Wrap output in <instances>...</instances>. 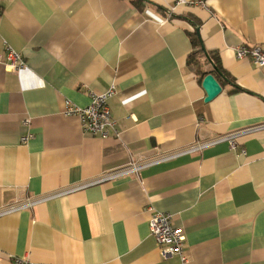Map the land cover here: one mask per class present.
I'll return each instance as SVG.
<instances>
[{
  "label": "crops",
  "instance_id": "obj_1",
  "mask_svg": "<svg viewBox=\"0 0 264 264\" xmlns=\"http://www.w3.org/2000/svg\"><path fill=\"white\" fill-rule=\"evenodd\" d=\"M144 1L140 11L130 0H0V211L264 123V70L235 53L264 46V0ZM197 30L226 77L214 74L222 92L210 102L187 65ZM8 47L27 70L8 69ZM112 86L120 137L66 116ZM236 144L0 216V264H183L162 257L150 207L183 230L185 264H264V130Z\"/></svg>",
  "mask_w": 264,
  "mask_h": 264
},
{
  "label": "built area",
  "instance_id": "obj_2",
  "mask_svg": "<svg viewBox=\"0 0 264 264\" xmlns=\"http://www.w3.org/2000/svg\"><path fill=\"white\" fill-rule=\"evenodd\" d=\"M208 0H178L177 5H186L190 7H203L207 8ZM238 60L249 59L255 66L264 70V46H239L235 50ZM7 57L9 63L8 69L12 72L18 73L28 69V65L25 62L22 54L14 51L12 48H7ZM4 63L3 55H0V64ZM117 94L116 87L112 86L109 90L102 93H92L91 103L87 107H77L70 103L66 105V116H75L79 118L84 133L91 136H97L101 139L109 138L111 135L120 137V132L117 128V122L113 119L111 110L109 107V101ZM24 127H29V122H25ZM264 130V123L251 126L249 128L237 131L226 136L218 137L205 142H198L197 144L188 148L182 149L175 154H169L154 158L151 160H144L135 162L132 161L128 166L120 168L116 171L104 174L102 177L91 181L84 182L77 186H73L66 190H61L52 194H46L35 198H30L25 202H19L11 204L0 211V216L18 212L24 209H31L41 203L49 200H53L61 195H67L74 191L83 190L91 185L99 184L103 182L113 181L115 179L124 177L128 174H139V172L155 163L169 160L177 156H182L187 153H194L201 151L210 146H214L221 142H229L230 147L235 149L237 146V140L240 137L252 134L254 132ZM34 135L28 132L21 138L22 143H28L33 139ZM245 150H243V153ZM150 213L149 228L151 234L157 241L160 253L163 258H170L172 256H179L185 264L187 262V256L185 254V235L182 229L175 228L173 226V216L169 213L161 212L153 207L148 209ZM14 264H29L26 260L15 259Z\"/></svg>",
  "mask_w": 264,
  "mask_h": 264
},
{
  "label": "trees",
  "instance_id": "obj_3",
  "mask_svg": "<svg viewBox=\"0 0 264 264\" xmlns=\"http://www.w3.org/2000/svg\"><path fill=\"white\" fill-rule=\"evenodd\" d=\"M130 2L136 9H138L140 11H143L148 5V3L145 2L144 0H130ZM191 41H192V45L194 46V48L196 50L194 51L193 54H191L188 57L187 65L192 72L199 74L201 76V80H203L206 77V75H208V72L202 71V64L203 63L210 64V63L208 62L204 52L201 49V42L199 40L197 32H194L191 35ZM208 53H209L212 61L220 69L219 61H218V58L216 57V55L210 51H208ZM211 73L217 75V72L215 70H213V68L211 70ZM235 91H237V90H235Z\"/></svg>",
  "mask_w": 264,
  "mask_h": 264
},
{
  "label": "water",
  "instance_id": "obj_4",
  "mask_svg": "<svg viewBox=\"0 0 264 264\" xmlns=\"http://www.w3.org/2000/svg\"><path fill=\"white\" fill-rule=\"evenodd\" d=\"M197 35H198L199 40L201 42V49L204 52L208 62L212 66L213 70H215L220 76H222L226 80V77L223 75L221 70L216 66V64L210 58V55H209L208 51L206 50L205 46L203 45L202 40L200 38L199 30H197ZM203 87H204V89L206 90V93H207V97L205 99L206 102H210V101L214 100L222 92V87H221L220 83L218 82V80L216 79L214 74H211V73L208 74L204 78Z\"/></svg>",
  "mask_w": 264,
  "mask_h": 264
}]
</instances>
